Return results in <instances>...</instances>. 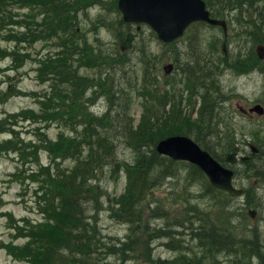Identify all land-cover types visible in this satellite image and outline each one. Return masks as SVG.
I'll return each instance as SVG.
<instances>
[{
	"label": "trees",
	"instance_id": "1",
	"mask_svg": "<svg viewBox=\"0 0 264 264\" xmlns=\"http://www.w3.org/2000/svg\"><path fill=\"white\" fill-rule=\"evenodd\" d=\"M3 1L10 0H0V9L3 7L1 6ZM259 1L207 0V4L212 10V15L217 18H225L236 13V16L238 14L237 19L241 21L246 16L245 13L249 14L247 17L251 21H246L245 24L251 27L243 28V30L246 33L251 31L249 35L253 43H264V20L259 24L264 10L256 9L258 13L255 12L259 20L253 18L254 11H250L252 10L250 7L260 4ZM20 4L22 7L31 5L32 13L37 11L35 9H39L37 12L45 15L34 32L40 31L43 38L53 39L51 44L54 52L49 55L52 83L49 91L42 96L41 109L35 115V120L40 119V115H42L41 118L55 120L63 125L62 127H71L77 133L74 137H66L60 133L58 140L54 142L49 139L41 140L42 148L46 152H50L52 162L50 160L51 163L48 165L47 171L43 167H39L32 173L33 176L40 174L43 177L40 182L46 190L44 191L45 197L50 198V206L45 210L41 208L44 217H46L45 223L29 222L22 227L25 230L32 227L38 228L36 231L25 233V236L28 237L26 245L17 247L14 243L6 244L10 254L14 257L21 253L20 257L15 258L25 259L32 264H83L85 262L88 264L94 246L97 245V242L102 244L96 236L98 227L92 224V217L88 215V211L92 208L99 209L101 207L97 202L100 198L94 190L98 187L90 181L93 180L94 170L99 168L106 159L113 160L112 151L121 145L134 151V161L125 164L130 183L126 195L116 202L120 208L114 214L122 222L131 223V227L134 225L138 234L141 233V230L140 217L136 216L137 210L148 198L152 197L156 181L165 176L158 177L162 173L160 170L168 168L169 173L177 174L179 170L176 166L180 167L181 171L188 168L190 176H193L192 171L201 176L202 181L198 180V182L201 186L205 185L200 192L203 194V198H208L211 192L212 195L220 197L216 191L227 195L226 192L214 188L203 171L195 165L184 161H175L160 154L156 150V145L164 137L173 134L195 136L197 142L224 163L228 152L241 151L243 143L244 149L248 144L254 143L259 150L258 153L253 154L251 150H248L249 158L241 162L240 170L237 169L236 174L245 176L244 180L252 181L253 178L264 182V128L260 125V128L253 127L248 132L251 136L250 143L248 140L241 143L236 142L239 135L236 126L231 124V120L220 115L223 114L227 103H220L226 98L219 99L222 92L212 71V67L218 68V63L211 60L209 64L211 66H200V63H203L202 59L183 60L181 58L183 53L174 56L177 69L181 70L180 74L190 91L188 98L191 100L193 97H198L202 103L198 111L199 116L193 119L191 115L186 116L183 109L176 104L178 103L175 94L176 82L171 81V76L160 73L159 62H154L152 56L148 55L145 50L142 53V78L137 85L139 81L137 69L136 67L131 68L134 61L130 54L133 49L122 51L119 42L105 44L98 35L95 42L90 43L86 35L84 36L82 30L79 29L82 22L81 12L87 16L89 8L99 6L104 11L119 13L118 0H20ZM106 20L102 19L103 25L101 26L116 27L118 31L114 32L119 36L122 34L126 37L134 29L133 25L122 20L120 14L111 22H106ZM200 25L207 26L206 23L201 22L195 27ZM99 26L95 30L97 34ZM48 31L51 33L48 34ZM142 31L140 29L136 32L137 42L141 40ZM150 31L155 35L152 30ZM117 35L116 38L122 39ZM174 45L175 43H172L169 46ZM173 52L175 51L173 50ZM252 54L254 55V52ZM75 57H77V61L73 62L72 59ZM225 61L227 62V59ZM156 68L160 71H157ZM82 69L91 74L82 72ZM117 75L120 79L115 81ZM39 76L44 80V77L40 74ZM133 84L136 86L134 91L144 99V103H142L144 114L138 124L129 114V87H132ZM98 95L106 97V100L109 101L108 110L103 114H96L89 107L95 103L92 102V98ZM86 96L89 98L86 99ZM196 100L198 101V99ZM46 112L47 115H45ZM79 127L82 130H79ZM215 127H219L215 137L221 141L224 140L222 144L224 150H222L225 151V154L223 155L215 149V143L206 140L208 136H211ZM110 133H112L111 139ZM5 144L10 150V145L14 144V141H8ZM84 148L88 149L91 158L88 162L81 163L79 154L83 153ZM60 159H73L75 165L65 171L61 163H57ZM53 164H57L55 170L60 174H54L50 170V167L53 169ZM177 176L179 177V175ZM13 178L21 182L22 170L18 169ZM251 188L253 187L246 189L244 205H239L237 209H230L227 202L214 203L210 205L207 214L204 213L199 217V220L209 226L212 233L220 237L217 242L209 244L197 241L192 244V241L177 240L178 248L184 252L183 264H191L193 258L199 259L203 262L202 264H229L235 258L234 262L250 264L251 259L257 258L261 264H264V252L260 248L259 241V236L264 233L260 232L256 236H251L252 231L259 230L250 224L248 216L251 207H258L260 212L263 210L262 197L254 188V192H252ZM187 201L186 215L181 222H190L195 218L191 216V212H195V204L189 199ZM229 203L232 201L229 200ZM47 214L50 217H47ZM241 217L245 221V225L239 229L242 221L236 222V218L239 220ZM22 228L18 226L19 231ZM166 228L167 233L172 229L162 226L154 228V239H158ZM243 231L245 234L240 240H237L234 233L240 235ZM196 244L200 247V251H197L199 256L197 253L191 255L190 252H187L188 248L195 250ZM236 245H239L238 248L235 247ZM148 248L150 247L148 246ZM131 249L134 248L128 240L120 242L118 246L114 247V250L123 256H128L126 254H129ZM227 252H229L227 256L220 254ZM156 260L162 261L161 258Z\"/></svg>",
	"mask_w": 264,
	"mask_h": 264
},
{
	"label": "rangeland",
	"instance_id": "2",
	"mask_svg": "<svg viewBox=\"0 0 264 264\" xmlns=\"http://www.w3.org/2000/svg\"><path fill=\"white\" fill-rule=\"evenodd\" d=\"M29 8L31 5L22 7L20 0H10L3 1V9H0V264H32L25 259H15L6 244L14 243L17 247H23L28 243L25 233L36 231L38 228L32 227L29 230L22 228L18 232V226H25L29 222L45 223L46 221L41 208L45 210L50 206V198L45 197L44 191L46 190L40 182L43 177L40 174L33 176L32 173L39 167L47 171L48 165L52 162L51 154L42 148L41 140L49 139L54 142L58 140L60 133L66 137H74L77 133L71 127H62L63 125L55 120L41 118L42 115L40 119L35 120V115L41 109L42 96L50 88L48 79L51 77V58L47 53L50 50L53 51L51 44L53 39L43 38L40 31L34 32L45 16L37 11L30 14ZM99 13L105 14V11L99 8L91 9L88 13L89 21L83 20L80 23L79 29H82L83 35H86L89 42L94 43L96 35H99L105 44L125 41V36L122 34L120 36L122 39L116 38L114 32L118 31L116 27L101 29L99 27V33H96L98 26L91 21ZM81 16L85 17L82 13ZM107 16L112 18L115 13ZM237 16L236 13L228 16L230 22L228 34L225 37L218 27L200 25V29L192 27L187 37L179 40L172 47L169 46L172 43L164 44L160 41L147 26L142 25V28H138L135 25V32L140 29L143 31L141 40L134 41L130 56L134 61L131 68L136 67L137 69L139 78L137 85L142 78L143 50L152 56L154 62H159L158 69L161 68V71L157 68L156 70L162 74V67L169 62H174V56L182 53L183 59L194 60L207 57L212 62L218 63V68L212 67V71L216 81L220 82L225 89L221 91L222 94L219 97L226 98L224 103H227L223 114L220 115L231 120V124L236 126L239 132L236 142L241 143L246 140L251 142L248 132L253 127L260 128L262 125L264 128V117L246 112L253 103L264 104V58H258L256 55L259 42H252L249 35L251 31L247 33L242 31L243 20L240 21ZM224 38L227 39L226 45ZM215 48L219 52L217 58L213 55ZM223 57L227 59V62ZM72 60L76 62L77 57ZM209 60L200 63V66L209 65ZM81 71L86 72L84 69ZM180 73L181 70L176 69L171 76V81L176 82L175 94L178 100L176 104L183 109L186 116L191 115L193 119H196L199 116L197 110L200 106V99L198 97H193L191 100L188 98L190 92ZM39 74L45 77V80L41 79ZM129 88V114L138 124L144 114L142 106L144 99L134 91L135 84ZM88 98L86 96V99ZM93 101L95 103L89 107L96 114H103L108 110L109 101L106 97L98 95L92 98ZM78 129L82 130L81 127ZM111 135L112 133H110V139ZM192 137L195 139V136ZM7 140L14 141V144L10 145V150L5 144ZM206 140L215 143L213 146L221 155L225 154L222 147L224 140L221 141L214 135L208 136ZM248 150H250L249 147H247V152ZM133 153L131 148L121 145L112 151L113 160L106 159L93 172V180L90 182L98 187L94 190L100 198L97 202L101 207L92 208L88 211V215L92 217V224L98 227L96 236L102 244L97 242L94 246L88 264H161L156 260L158 258L165 261L163 264H169V260L173 259L176 254L163 246L161 240L154 239L153 229L161 226L173 228L174 225L181 224L186 215L187 199L193 203L195 201L204 204L207 201V205L203 208V210L207 209L206 214L209 212L210 204L228 199L225 195L217 193L220 199L216 200L217 195H212V192L209 195L210 198H203L200 192L205 185L201 186L198 182V173L192 171L193 176H190L188 168L181 171L180 167L176 166L179 171L177 174L171 172L169 176L173 175L172 178L163 177V172L160 170L162 173L158 177H163L160 180L162 184L154 188L152 197L148 198L137 210L136 216L140 217L141 230L138 234L134 225L131 227V223L122 222L114 214L120 208L116 202L126 195L129 187L130 180L125 164L133 163ZM79 158L81 163L88 162L91 157L87 148L83 149V153L80 152ZM57 163H61L65 171L75 165L73 159H60ZM117 165H119L118 171ZM52 167L54 170L51 167L50 170L54 174H60L55 170L57 164H53ZM18 169L22 170L21 182L13 178ZM243 179H245L244 176L241 180ZM253 181L252 178L250 182ZM250 186L261 195L263 203V210L257 214L255 221L252 220L253 223L250 221V224L264 232V182L252 183ZM253 188H251L252 192H254ZM242 203L243 198L234 199L232 208L236 209ZM111 204L116 205L111 206ZM195 215L198 216L197 212H191L192 217ZM47 217L50 215L47 214ZM127 240L132 243L134 249L126 254L128 256H123L117 253L114 247ZM20 254L18 253L15 257H20Z\"/></svg>",
	"mask_w": 264,
	"mask_h": 264
},
{
	"label": "water",
	"instance_id": "3",
	"mask_svg": "<svg viewBox=\"0 0 264 264\" xmlns=\"http://www.w3.org/2000/svg\"><path fill=\"white\" fill-rule=\"evenodd\" d=\"M119 9L126 21L148 23L165 42L182 36L189 25L198 20L222 25L226 29L224 20L210 16L204 0H119ZM133 38V35L129 34L126 41L121 43L123 50L131 47ZM257 52L261 58H264L263 45L257 47ZM164 68L169 74L174 65L170 63ZM250 111L263 115L264 107L257 104ZM157 150L175 160H185L195 164L206 173L214 186L228 190L232 195H241L244 192L243 189H238L233 185L234 171L222 165L189 136H169L158 143ZM257 151V148L253 147V152ZM227 160L235 163L237 161L236 152L230 153Z\"/></svg>",
	"mask_w": 264,
	"mask_h": 264
},
{
	"label": "bare ground",
	"instance_id": "4",
	"mask_svg": "<svg viewBox=\"0 0 264 264\" xmlns=\"http://www.w3.org/2000/svg\"><path fill=\"white\" fill-rule=\"evenodd\" d=\"M259 3L260 4H257L255 7H250V8H252V10H250V11H254V17L253 18H256L258 20H259V18L257 17L258 10H256V9L262 8L264 10V1L260 0ZM245 14H246V16L242 19L243 21L241 20L242 21V23H241L242 31H243V28L249 29L251 27L250 25L245 24L246 21H251L247 17V13H245ZM263 20H264V14H262L259 24L262 23ZM213 55H215L216 58L219 56V52H218L217 48L214 49ZM181 58L183 59V54L181 55ZM200 59H202L201 61H203V62H207L209 60V59H207V57H206V59H203V58H200ZM210 62H211V59L209 60V64H210ZM214 68H216V67H214ZM115 78H116L115 81L120 79L119 75H117ZM218 86H219V89L221 91L225 90L223 85H221L220 82H218ZM219 99H221V97H219ZM220 103H224V101L223 102L221 101ZM218 128L219 127H215V129L211 133V135L215 136L216 132L218 131ZM244 146H245L244 143L241 144V147H242L241 153H242V156L244 158H247L248 152L244 149ZM243 168H244V166H243ZM168 171H169L168 168L166 170L164 169L162 171L163 175H165L166 178H172L173 175L169 176L170 173ZM198 180L202 181V178L199 174H198ZM159 182H160V180L156 181V187L158 185L162 184V182H160V183ZM201 200H203V199H201ZM206 202L203 204V203H198V202L196 203L194 201L195 213L197 212L198 216L195 215V218H193L190 222H188V221L184 222L183 221V222H181V224L179 223L180 225L179 224L174 225V227L168 233L166 232L167 231V228H166V230H164L159 235L157 241L161 240L163 246H165L167 249L173 251L176 254V256L173 259L169 260L170 261L169 264H183L182 257L184 256L183 255L184 252L180 248H178V246H177V240L178 239H182L184 241H186V239H189V241L205 242V243H209V244H211L212 242H217L218 239H220V237H218L216 234H214L210 231L211 229L209 228V226L207 224H205L201 220H199V217L203 216V214L207 210V209L203 210L204 206L207 205ZM162 227H165V226H162ZM260 232H261L260 230L259 231L254 230V231H252L251 236H256ZM261 233H264V232H261ZM244 234H245V231H243L242 234H240V235H237L234 233V237L237 240H240ZM259 238H260V240H259L260 241V248L264 252V247H262V246H264V235L261 234L259 236ZM187 252H190L191 255H194L197 253V251H195L194 249H190V248L187 249ZM235 259L232 260L229 264H246L245 262H234ZM159 263L163 264V263H165V261L162 260ZM202 263L203 262L197 258H193L191 261V264H202ZM250 264H261V262L256 258V259H251Z\"/></svg>",
	"mask_w": 264,
	"mask_h": 264
}]
</instances>
